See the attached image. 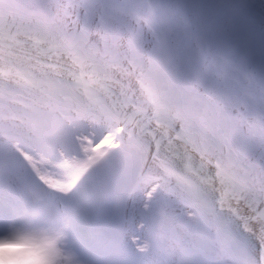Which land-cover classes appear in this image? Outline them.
<instances>
[{
	"label": "snow or ice",
	"instance_id": "snow-or-ice-1",
	"mask_svg": "<svg viewBox=\"0 0 264 264\" xmlns=\"http://www.w3.org/2000/svg\"><path fill=\"white\" fill-rule=\"evenodd\" d=\"M0 239L264 264V0H0Z\"/></svg>",
	"mask_w": 264,
	"mask_h": 264
},
{
	"label": "clouds",
	"instance_id": "clouds-1",
	"mask_svg": "<svg viewBox=\"0 0 264 264\" xmlns=\"http://www.w3.org/2000/svg\"><path fill=\"white\" fill-rule=\"evenodd\" d=\"M0 264H47L44 245L29 239H0Z\"/></svg>",
	"mask_w": 264,
	"mask_h": 264
}]
</instances>
